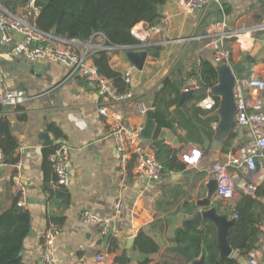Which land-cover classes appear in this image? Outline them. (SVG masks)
I'll return each mask as SVG.
<instances>
[{
  "label": "crops",
  "instance_id": "crops-1",
  "mask_svg": "<svg viewBox=\"0 0 264 264\" xmlns=\"http://www.w3.org/2000/svg\"><path fill=\"white\" fill-rule=\"evenodd\" d=\"M222 3L223 10L212 7L209 12L201 13L184 11L179 0H166L160 24H137L134 30L143 41L142 45H150L148 50L159 51V55H149L143 70L134 67L133 98L110 105L107 116L99 111L101 100L98 92L87 86L70 68L43 59L28 62L32 69H27L24 67L27 61L11 56L0 40V75L6 79L8 87L24 89L27 97L19 105L3 103L2 113L11 121L18 138L17 154L22 162L21 169L17 171L15 164L5 160L0 165L1 207L7 208L14 201L18 202L20 191L13 176L18 174L27 188L24 207L31 212V230L23 243V264H43V235L52 226L61 230L55 245L56 264H89L99 252L106 253L112 264H118L116 257L124 252L131 258L127 264H140L146 258H151L147 264H157L161 260L186 264L179 256L181 254L169 249L176 246L172 240L177 230L185 228L183 221L194 215L198 210L197 201L207 196L206 184L215 177L211 173L212 164L217 160L223 161L250 140L248 130L237 126L234 137L227 139L223 149L215 151L219 154L212 158L214 155L208 151L211 150L219 118L210 115L216 108L209 110L200 105L202 100L212 96L210 91L200 99L187 97V101L181 100L184 91L198 89L187 88V83L194 78L199 85L202 62L213 61L212 38L208 30L225 21L223 32L233 31L227 41L232 62H236L245 51L250 52L256 42H261L263 47L257 55L258 62L252 68L264 74V0H222ZM96 41L98 38L93 39ZM93 52L96 50L91 49ZM110 53L114 69L124 72L131 64L125 49L116 46ZM89 60L94 63L93 57ZM168 77L169 86L162 100L155 104V120L159 123L171 121L179 116L177 110L183 111V115L193 121L194 128L179 123V120L169 126L182 144V148L177 149L178 158L181 160L180 154L194 147L202 149L203 157L195 165H186L184 171L162 176L159 180L139 177L134 160L130 162L129 169L122 172L111 122L120 119L129 128H143L147 115L137 111L135 101L141 99L150 106L154 105ZM177 87L180 95L176 103ZM202 118L212 119L205 123L206 129H201L204 125ZM52 126L60 130V137L51 130ZM45 132L50 133L56 144L63 142L70 148V183L65 187L68 199L53 197L49 193V189L57 188L56 174L53 167L45 168L44 150L56 144H48L42 138ZM163 144L172 146L171 142ZM143 146L156 152L152 144L144 141ZM228 171L233 178L230 198L234 202L231 204L223 196L219 208L232 215L242 195L248 194L245 184L254 180L259 191L264 183L260 173H248L232 166ZM118 199L123 201L124 207L122 213L116 214ZM258 199L260 208L264 209V194ZM84 210L112 217L107 231L104 232L101 225L82 223L80 215ZM208 224L204 221L198 229H205ZM110 229L112 233L108 235ZM142 229L160 245L157 253L149 254L137 248L136 239ZM262 230L258 244L264 240V223ZM132 237L134 241L128 242ZM113 239L118 240L116 246ZM232 257L237 258L239 264H251L248 256L244 257L237 251ZM259 257H262L260 253ZM243 259L246 260L242 263Z\"/></svg>",
  "mask_w": 264,
  "mask_h": 264
},
{
  "label": "built area",
  "instance_id": "built-area-1",
  "mask_svg": "<svg viewBox=\"0 0 264 264\" xmlns=\"http://www.w3.org/2000/svg\"><path fill=\"white\" fill-rule=\"evenodd\" d=\"M179 4L187 12L207 13L212 7L223 10L222 0H179ZM38 14L39 9L35 6V0L17 12L5 7L0 0V40L11 56L24 59L29 63L44 59L67 66L73 74L80 76L87 86L98 92L101 100L99 111L105 116L109 114L110 105L133 98L132 88L125 93L117 92L113 81L99 73L95 63L89 60L95 53H91V49H95L97 52L115 48L107 44L104 34H96L88 41L56 36L41 30L37 26L35 20ZM225 25V21H221L208 30V34L212 38L213 61L217 63H233L227 41L234 33L233 31L223 32ZM133 31L137 36L136 31ZM94 38H98V41L93 42ZM129 47L131 46L125 48ZM134 67L130 64L123 72L124 81L130 85L133 83L132 72ZM187 85V88L198 87V82L191 78ZM234 93L238 109L236 114L237 126L245 127L248 130L250 140L230 153L226 159L217 160L211 166V173H214L220 182L219 194L224 195L231 204L234 202L232 201L233 198H230L232 196L233 178L228 171L229 166L245 170L248 173H260L264 183V74H260L256 68H251L248 76L237 78ZM26 98L24 89L8 87L6 79L0 75V102L14 106L23 103ZM200 105L205 109L213 110L216 108V99L209 96L202 100ZM135 107L143 115H147L150 110L155 109L154 106H150L144 100L135 101ZM111 129L121 171L126 172L130 162L134 160L136 174L139 177L159 180L162 177V165L157 159L156 152L148 151L143 146L142 127L139 129L129 128L123 125L120 119H114L111 122ZM202 157L203 151L199 147H194L180 154L181 160L186 165H195L199 163ZM49 159L56 174V187H67L70 183V168L72 166L69 146L61 142ZM3 162L4 152L0 148V165ZM21 166V161L15 163L17 171L21 169ZM13 180L20 191L18 203L25 206L26 185L19 179L18 174L13 176ZM253 182L245 184L249 194H255L258 190L257 183L254 180ZM123 207V201L118 199L115 205L116 214L122 213ZM232 215L237 216L235 212ZM80 220L84 224L101 225L103 231L106 232L112 217L104 216L93 210H84L80 215ZM60 234V228L55 226L49 227L45 231L41 252L43 264H56L55 245ZM259 253L262 255L261 258ZM248 258L251 264L264 263V240L249 253ZM89 264L112 263L109 262L106 253L99 252Z\"/></svg>",
  "mask_w": 264,
  "mask_h": 264
},
{
  "label": "trees",
  "instance_id": "trees-1",
  "mask_svg": "<svg viewBox=\"0 0 264 264\" xmlns=\"http://www.w3.org/2000/svg\"><path fill=\"white\" fill-rule=\"evenodd\" d=\"M32 0H1L2 4L13 12L30 5ZM166 0H35V6L39 8V14L35 23L45 31L56 36L88 41L96 34H104L106 42L110 46H131L142 45L141 41L134 33V28L141 22H146L149 26H156L161 23L163 14L162 7ZM111 50H99L94 53L93 60L99 73L111 79L117 92L125 93L132 85L126 83L123 78V72L114 69L111 65ZM217 70L210 61L202 62L200 71V82L198 89L184 91L181 100L187 97L200 99L205 97L210 88L217 82ZM170 78L164 81L163 89L158 93V104L164 92L169 86ZM194 90V91H193ZM175 102L179 101L180 90L176 88ZM141 100V99H138ZM216 98V107L218 106ZM137 101V100H136ZM196 108V107H194ZM3 103L0 102V148L4 152L6 163L15 164L19 161L17 154L18 138L13 132L11 121L3 114ZM178 117L171 121L163 122L161 125L168 127L173 122L178 121L181 124L194 128V123L189 117L183 115V111L177 110ZM165 111L163 112V116ZM164 119V118H163ZM204 121L201 129H206V124L211 118H202ZM51 130L60 137V130L51 127ZM235 134V133H234ZM234 134L230 139L234 137ZM229 139V140H230ZM60 145V144H59ZM49 145L44 150L45 168L53 167L50 156L59 147ZM156 156L162 165V176L171 173H179L186 169V164L178 158L177 149L170 144H161L155 146ZM225 150V149H224ZM215 158L218 152L209 150ZM261 190V191H260ZM53 197L68 199V192L65 187L49 189ZM257 193V194H256ZM253 194H243L236 203L234 212L237 214L238 221L232 228L229 239L235 250L240 255L246 257L255 249L259 242V236L262 233L264 223V209L260 208L261 202L258 197L264 194V185ZM205 229L198 228H179L172 243L187 251L191 255L198 257L202 251L203 245L208 249L209 264H239L237 258H219V251L216 242V229L212 223L208 222ZM31 230V212L29 209L21 206L14 201L7 208L0 206V264H23L21 252L24 240ZM118 240L113 239L116 246ZM136 246L139 250L146 253H157L160 250L158 242L147 235L142 229L136 239ZM188 264L186 259L179 255ZM151 258H146L140 264H147ZM118 264H127L131 258L124 252L116 257ZM157 264H175L169 260H161Z\"/></svg>",
  "mask_w": 264,
  "mask_h": 264
},
{
  "label": "water",
  "instance_id": "water-1",
  "mask_svg": "<svg viewBox=\"0 0 264 264\" xmlns=\"http://www.w3.org/2000/svg\"><path fill=\"white\" fill-rule=\"evenodd\" d=\"M145 46L147 49H135L137 47ZM118 47L125 49L127 59L138 70H143L149 55H159V51L150 52L148 50L150 45H139L129 48H125L124 46ZM262 47L263 44L261 42H256L250 52L245 51L243 55L233 63H217L212 61V64L217 70L218 78L217 82L210 88L209 91L212 96L219 99V104L216 109L210 112L211 116L219 118L215 134L211 142V150L214 152L221 151L226 140L236 132V114L238 109L235 100L234 86L237 78H244L248 76L252 65L258 62L257 55ZM24 67L30 70L32 69V65L28 64V62L24 63ZM135 82L136 81H133V83ZM154 113V110H150L147 113V120L141 130V137L143 141L154 146H160L165 142H171L174 148L181 149L182 144L179 138L176 137L172 130L167 127H163L159 122H157V120H155ZM42 138L48 144H56V142L51 139L49 132L43 133ZM206 185L208 188L207 196L197 201L196 204L198 206V210L194 213V215L183 221V227L201 228L202 222L204 221L212 223L216 229V242L219 251V258H230L235 253V250L230 242L229 235L232 228L237 223L238 217L236 215H230L229 211H221L219 208V202L223 200L224 196H219V180L216 177L211 178ZM215 197L216 202L214 203ZM111 233L112 229L109 230L108 235ZM134 239L135 238L132 237L128 242H133ZM169 249L181 254L186 259L188 264H209V252L205 245H203L202 251L198 257L191 255L178 246H173ZM245 260L246 259L241 260L242 263L245 262Z\"/></svg>",
  "mask_w": 264,
  "mask_h": 264
},
{
  "label": "rangeland",
  "instance_id": "rangeland-1",
  "mask_svg": "<svg viewBox=\"0 0 264 264\" xmlns=\"http://www.w3.org/2000/svg\"><path fill=\"white\" fill-rule=\"evenodd\" d=\"M39 9V8H38ZM40 11V10H39Z\"/></svg>",
  "mask_w": 264,
  "mask_h": 264
}]
</instances>
